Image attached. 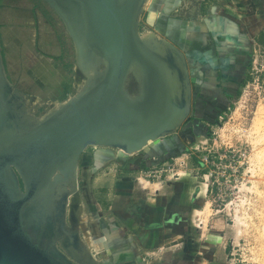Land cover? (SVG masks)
Listing matches in <instances>:
<instances>
[{"label":"rangeland","instance_id":"obj_1","mask_svg":"<svg viewBox=\"0 0 264 264\" xmlns=\"http://www.w3.org/2000/svg\"><path fill=\"white\" fill-rule=\"evenodd\" d=\"M149 1L139 14L137 30L158 36L145 22ZM234 5L256 16L260 32L237 96L215 118L186 117L134 153L90 145L80 154L79 206L65 203L64 223L89 247L93 264H107L103 228L123 227L114 205L119 197L134 202V189L147 192L150 199L169 201L176 195L178 206L185 209L184 232L155 247L144 264H264V129L258 128L264 114L259 118L257 113L264 112V0H193L191 12L183 15L198 23ZM0 56L11 85L36 101L34 117L45 113L51 102L74 97L87 84L71 36L44 0H0ZM128 84L135 88L131 78ZM43 227L40 233L48 235Z\"/></svg>","mask_w":264,"mask_h":264},{"label":"water","instance_id":"obj_2","mask_svg":"<svg viewBox=\"0 0 264 264\" xmlns=\"http://www.w3.org/2000/svg\"><path fill=\"white\" fill-rule=\"evenodd\" d=\"M44 1L78 44L79 67L84 71L93 56L105 65L72 100L21 129L13 126L17 96L12 89L21 92L8 81L0 56V264H85L83 247L78 250L72 238L65 246L72 255L66 254L60 234L42 245L37 238L45 234L36 228L40 221L32 225L27 208L42 199L58 174L73 180L69 191L79 206L76 169L85 148L103 145L134 153L173 131L188 115L190 86L182 52L158 36L153 41L139 38L138 19L146 0ZM50 201L43 204L52 205ZM65 203L67 195L59 206L64 229Z\"/></svg>","mask_w":264,"mask_h":264},{"label":"crops","instance_id":"obj_3","mask_svg":"<svg viewBox=\"0 0 264 264\" xmlns=\"http://www.w3.org/2000/svg\"><path fill=\"white\" fill-rule=\"evenodd\" d=\"M192 1L151 0L144 9L145 22L158 37L174 44L190 59L187 117L191 116L192 121H210L236 96L260 30L256 16L235 5L197 23L184 17L189 14ZM126 198L130 199L119 197L114 205L119 208L117 215L123 227H104V245L111 264H144V259L155 253V247L173 242L184 232L185 209L178 206L180 197L176 195L169 201L158 196L150 199L147 192L134 189L131 199L136 200L129 202Z\"/></svg>","mask_w":264,"mask_h":264},{"label":"bare ground","instance_id":"obj_4","mask_svg":"<svg viewBox=\"0 0 264 264\" xmlns=\"http://www.w3.org/2000/svg\"><path fill=\"white\" fill-rule=\"evenodd\" d=\"M49 5L52 7V5L50 3H49ZM57 14L58 13L56 12V15ZM67 32L70 35L69 30H67ZM139 38L142 40H145V41H153L156 38V36L153 34V32H150L147 30L143 33H140ZM72 40H73V44H74L76 60L80 64L81 60H80V57L78 55L79 46L73 38H72ZM92 61L93 62L91 63L90 66L87 65V67L84 68V73L87 77L86 83H89L91 80H93V78L97 76V74L102 70V68H104V65H105L104 60L99 58L98 56H93ZM80 66H81V64H80ZM131 72L136 77H138V79H139V71L136 67H133ZM12 91L15 93V96H17V104L15 103L16 98L13 102V114H14L13 126L15 125L17 128H21V129H24L26 127H30L35 122L38 123L40 121H43L44 119L49 117L52 113H54L55 111L60 109L65 103L72 100V98H73L71 96L70 98L63 100V101L51 102L49 105V109L45 113H43L39 117H34L32 114L33 112L31 113V111H33V110H31V108L36 103V101H34L33 99H31L28 96L23 95L22 93H21L22 94L21 95L20 93H18L14 89H12ZM257 113H258V115H260V117L258 116L259 118H261L262 117L261 115L264 114V112H262L261 109ZM262 118L263 119H261V120L264 121V116ZM257 123H259V121ZM257 123H254V124L257 125ZM261 125L262 126L258 125V128L262 127L264 129V122L263 123L261 122ZM262 132H264V130ZM258 133H259V131H258ZM259 136H261V135H259ZM259 154L260 153H258V155ZM260 157H261V154H260ZM260 157H256V158H260ZM262 159H263V157H262ZM59 177H60V175L58 174L56 176L55 182L52 183L50 186L46 187L42 191V199H41V196L38 197L37 200L32 205H30L29 208H27V211L29 212L28 220L30 221V223L32 225H35V221L37 219H39L40 224L38 223V226L36 227L38 230H39V227L44 225L43 228L46 230L47 233L55 234L57 232V234H60L61 237L63 238V241H61V244L64 247L67 255H69L68 253H71V255L74 254L72 251L67 250L65 247L66 245L70 244L69 239L71 240V238H72V241L75 244V246H77L78 250L82 249V251L85 252V254H81V258L84 261V263L85 264H93L94 261L91 260V257L89 256V253H88L89 247L83 245V243L81 242V240L79 239V237L77 235V231H72V230L69 231L70 230L69 229L68 230L69 232H64V231H66V228L64 229L63 228L64 226L60 222L62 215H63V210H62L61 214L59 212V206H60L61 202L64 201L65 196L67 195V197L70 196V198H68L67 202L70 203V201H71V204H73L74 200L76 199V196H75L74 192L70 193V191H69L71 189V187H73V180H71V178L60 179ZM48 198H50V200H51L50 202H52V205L49 204L50 206L47 204H43ZM78 204H79V202H78ZM67 206H69V205H67ZM79 209H80V207H79ZM77 212H79V211L77 210L76 213ZM65 213H67V212L65 211ZM59 214H60V217H59ZM53 216H55V217L57 216L55 218L56 221L51 219ZM48 220L52 221V223H50L51 229H49V221ZM67 241H69V242H67ZM81 247H83V248H81Z\"/></svg>","mask_w":264,"mask_h":264},{"label":"flooded vegetation","instance_id":"obj_5","mask_svg":"<svg viewBox=\"0 0 264 264\" xmlns=\"http://www.w3.org/2000/svg\"><path fill=\"white\" fill-rule=\"evenodd\" d=\"M200 43H203V42H200ZM203 44H205V43H203ZM183 54V53H182ZM184 56V55H183ZM184 58H185V64H186V68H187V75H188V71H189V68L191 67V62H190V59L189 58H186L185 56H184ZM188 81H190V77H189V75H188ZM49 221V220H48ZM50 223H52V222H50L49 221V224ZM66 226V225H65ZM66 229H67V226L65 227ZM49 229H51V227H49ZM68 230V229H67ZM70 231V230H69ZM57 233V232H56ZM52 234V233H49L48 235H44L43 236V234H41L42 236L41 237H39V238H37L38 239V241L42 244V245H46V244H48L49 242H50V240H52V239H54V237H55V235H57V234ZM70 241V240H69ZM82 241V240H81ZM70 243V242H69ZM104 263H107V264H111L110 263V261H109V259H107L106 260V262H104Z\"/></svg>","mask_w":264,"mask_h":264},{"label":"trees","instance_id":"obj_6","mask_svg":"<svg viewBox=\"0 0 264 264\" xmlns=\"http://www.w3.org/2000/svg\"><path fill=\"white\" fill-rule=\"evenodd\" d=\"M262 42L264 43V39H262ZM241 83H243V81H242ZM238 92H239V91H238ZM238 92H237V93H238ZM236 96H237V94H236ZM236 96H235V97H236Z\"/></svg>","mask_w":264,"mask_h":264},{"label":"built area","instance_id":"obj_7","mask_svg":"<svg viewBox=\"0 0 264 264\" xmlns=\"http://www.w3.org/2000/svg\"><path fill=\"white\" fill-rule=\"evenodd\" d=\"M220 117V116H219Z\"/></svg>","mask_w":264,"mask_h":264}]
</instances>
